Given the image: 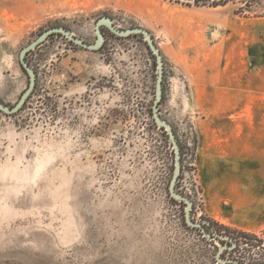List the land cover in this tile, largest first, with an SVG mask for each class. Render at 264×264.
I'll return each mask as SVG.
<instances>
[{
  "label": "rangeland",
  "instance_id": "1",
  "mask_svg": "<svg viewBox=\"0 0 264 264\" xmlns=\"http://www.w3.org/2000/svg\"><path fill=\"white\" fill-rule=\"evenodd\" d=\"M261 2L0 0V100L13 106L27 89L20 51L50 27L89 43L104 15L119 28L148 29L164 57L160 113L183 148L177 189L193 199L196 221L215 225L200 184L204 112L191 77L215 45L209 16L225 18L226 49L264 56V34L253 35L264 23L234 24L264 15ZM103 30L98 51L51 35L28 56L37 72L28 102L0 110V264H227L218 259L223 244L188 226L186 203L170 195L175 151L153 118L155 55L142 35Z\"/></svg>",
  "mask_w": 264,
  "mask_h": 264
},
{
  "label": "crops",
  "instance_id": "2",
  "mask_svg": "<svg viewBox=\"0 0 264 264\" xmlns=\"http://www.w3.org/2000/svg\"><path fill=\"white\" fill-rule=\"evenodd\" d=\"M235 21L262 25L264 15ZM204 25L215 45L208 44L206 61L191 79L204 112L197 125V163L205 210L219 223L257 232L264 228L263 52L226 49L223 16H209ZM254 30V36L264 34ZM245 57L254 63L245 64Z\"/></svg>",
  "mask_w": 264,
  "mask_h": 264
},
{
  "label": "water",
  "instance_id": "3",
  "mask_svg": "<svg viewBox=\"0 0 264 264\" xmlns=\"http://www.w3.org/2000/svg\"><path fill=\"white\" fill-rule=\"evenodd\" d=\"M103 27L108 28L111 32L115 33L116 35L123 36V37H128L132 34H139V35L144 36L148 44V47L150 48V50L153 52V54L156 57L157 69H158V78L156 82V96H155V101H154L153 108H152L153 118L158 127L167 130L169 139L175 151V168H174V172L170 180V184H169L170 195L175 200L186 203L185 221L188 226L200 229L203 232V234L207 236L208 238H213V236H215V237H219L223 239H229L228 236H225L219 233L208 232L206 226L202 222L196 221L192 216V209L194 205L193 199L189 195L179 192L177 189V183L179 181V177L183 170L182 151H181V147H180V144H179V141H178L173 125L170 123V121L165 119L160 113V104L163 99V85H164V77H165L164 57H163V54L154 36L148 29L142 26H135V27L126 28V29L119 28L115 24L114 19L111 16L104 15V16H101L96 22L95 31H96L97 37H96L95 42L89 43L85 41L84 39L76 36L71 30H69L65 26H54V27L48 28L47 30L43 31L35 40L30 42L28 45L24 46L22 50L20 51V54H19L20 64L23 70L29 76V85L27 89L21 94L18 102L13 106L7 105L0 100V110L7 114L17 113L22 110L24 105L28 102L29 98L33 94L37 86V72L27 58L28 54L31 51H33L38 46H40L43 42H45L53 34H62L65 37H67L69 40L74 42L75 44H78L88 50L98 51L103 47L106 41V36L103 30ZM234 247H235V244H233L230 247L222 246L218 251V259L220 261H225V262L231 261L232 262L233 259H223L221 255H222L223 250L227 248L229 250H232Z\"/></svg>",
  "mask_w": 264,
  "mask_h": 264
},
{
  "label": "trees",
  "instance_id": "4",
  "mask_svg": "<svg viewBox=\"0 0 264 264\" xmlns=\"http://www.w3.org/2000/svg\"><path fill=\"white\" fill-rule=\"evenodd\" d=\"M195 2H198V0H195ZM182 150L183 148L181 147V151ZM214 222L215 225H217V229H215V225L213 223L203 224L206 226L208 232L219 233L228 236L229 239H223L215 236H213V238H217L223 244V246L230 247L235 244V247L232 250L227 248L221 255L223 259H233L232 262H228L227 264H264V228L260 233H257L246 231L237 227L232 228L215 220ZM228 252L231 254L234 253L236 256L227 257L225 253Z\"/></svg>",
  "mask_w": 264,
  "mask_h": 264
}]
</instances>
